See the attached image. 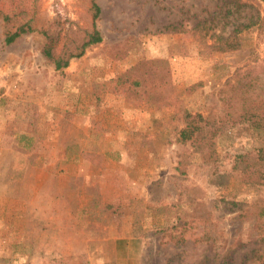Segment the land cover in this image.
Wrapping results in <instances>:
<instances>
[{
	"label": "rangeland",
	"instance_id": "1",
	"mask_svg": "<svg viewBox=\"0 0 264 264\" xmlns=\"http://www.w3.org/2000/svg\"><path fill=\"white\" fill-rule=\"evenodd\" d=\"M94 2L97 17L92 0H0V264H264V2ZM250 15L263 23L230 36ZM94 29L64 68L43 54ZM151 59L167 104L109 91ZM244 70L262 104L222 122Z\"/></svg>",
	"mask_w": 264,
	"mask_h": 264
},
{
	"label": "trees",
	"instance_id": "2",
	"mask_svg": "<svg viewBox=\"0 0 264 264\" xmlns=\"http://www.w3.org/2000/svg\"><path fill=\"white\" fill-rule=\"evenodd\" d=\"M264 2V0H261ZM244 4V3H243ZM241 3V5H243ZM92 6L95 9V16L99 14L98 5L92 0ZM263 19L259 15L253 18V15L249 16L248 21L237 23L230 31L231 35H236L241 31L247 29L251 25H261ZM33 29L29 22L22 23L16 27L13 32H10L5 37L6 43H11L15 38L23 33L31 32ZM46 44L43 48V54L45 57L53 63L56 70L64 68L68 65L69 59L72 57H78L84 53L86 47L99 43L102 38L99 31L94 29L91 34L88 35L87 40L76 51L68 54L67 58H62L65 51L63 49L57 54L55 53V46L50 44V37H47ZM227 38L222 34L216 36V43L211 45L214 50L222 51L226 45ZM230 47L229 45L226 46ZM251 71H238L232 82L226 83L220 90V100L224 107L227 108L225 116L222 118V122L235 123L237 121H244L248 115H254L258 112V107L262 104L261 98L252 97L254 94L253 77L250 76ZM169 70L166 66V61L162 59L140 60L131 65L124 72L118 74L111 79L109 84V91L114 94H123L131 99H142L147 102L167 104L168 91H160L161 88L166 87L168 89L169 84ZM255 93V92H254ZM165 99V100H164ZM239 108L235 109L234 104L239 103ZM247 107V108H246ZM245 111V112H244ZM245 116V117H244ZM186 131L181 132L182 138H185ZM261 177H264V170L259 172L256 176L258 181Z\"/></svg>",
	"mask_w": 264,
	"mask_h": 264
},
{
	"label": "crops",
	"instance_id": "3",
	"mask_svg": "<svg viewBox=\"0 0 264 264\" xmlns=\"http://www.w3.org/2000/svg\"><path fill=\"white\" fill-rule=\"evenodd\" d=\"M25 135H26V134H25ZM23 137H25V136H23V135L21 136V135H20V138H23Z\"/></svg>",
	"mask_w": 264,
	"mask_h": 264
}]
</instances>
